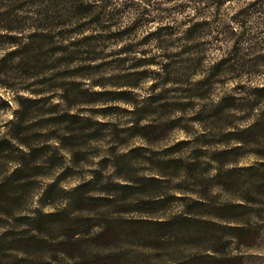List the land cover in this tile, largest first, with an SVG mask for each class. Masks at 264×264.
Returning <instances> with one entry per match:
<instances>
[{"label":"rangeland","instance_id":"1","mask_svg":"<svg viewBox=\"0 0 264 264\" xmlns=\"http://www.w3.org/2000/svg\"><path fill=\"white\" fill-rule=\"evenodd\" d=\"M4 5L0 264H264V0Z\"/></svg>","mask_w":264,"mask_h":264},{"label":"trees","instance_id":"2","mask_svg":"<svg viewBox=\"0 0 264 264\" xmlns=\"http://www.w3.org/2000/svg\"><path fill=\"white\" fill-rule=\"evenodd\" d=\"M8 0H0V8L4 7L6 8V6L4 5ZM76 3H81L82 5L78 7V9L80 10V14L78 15L77 19L79 20L80 18L85 17V15L87 14V10H89V8L87 6L84 5V0H75ZM108 4V3H106ZM105 4V5H106ZM11 8H13L14 6L12 5V2H10ZM106 7V6H104ZM17 11H19V9H16ZM6 15L11 16L9 13H7ZM142 17V15H140ZM2 15H0V33L5 32L6 34H19L20 31L18 28L14 27L13 20H5L7 21V25H4L5 21ZM110 18V17H108ZM5 66V64L3 65V67ZM1 70V68H0Z\"/></svg>","mask_w":264,"mask_h":264}]
</instances>
